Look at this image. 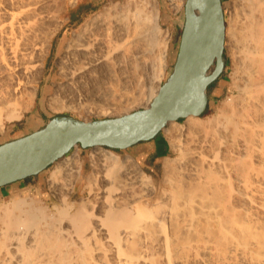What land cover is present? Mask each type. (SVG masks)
I'll list each match as a JSON object with an SVG mask.
<instances>
[{
	"label": "bare ground",
	"instance_id": "bare-ground-1",
	"mask_svg": "<svg viewBox=\"0 0 264 264\" xmlns=\"http://www.w3.org/2000/svg\"><path fill=\"white\" fill-rule=\"evenodd\" d=\"M78 2L0 0V131L5 120L36 108L54 40ZM138 2L105 4L62 36L42 108L102 106L125 96L141 67L152 72L149 107L162 86L170 35L158 29L159 3L149 0L145 10ZM234 3L236 20L225 33L233 93L211 118H202L204 111L167 124L180 134L172 142L181 156L164 160L161 180L134 157L101 146L93 150L99 158H91V176L83 164L56 163L49 189L63 206L56 213L17 195L4 204L0 264H264V0ZM79 179L92 198L74 204Z\"/></svg>",
	"mask_w": 264,
	"mask_h": 264
},
{
	"label": "water",
	"instance_id": "water-1",
	"mask_svg": "<svg viewBox=\"0 0 264 264\" xmlns=\"http://www.w3.org/2000/svg\"><path fill=\"white\" fill-rule=\"evenodd\" d=\"M225 33L222 0H186L173 70L149 107L90 121L59 114L28 134L1 143L0 187L38 175L77 145L128 149L153 140L171 120L203 113L209 86L226 67Z\"/></svg>",
	"mask_w": 264,
	"mask_h": 264
},
{
	"label": "rangeland",
	"instance_id": "rangeland-1",
	"mask_svg": "<svg viewBox=\"0 0 264 264\" xmlns=\"http://www.w3.org/2000/svg\"><path fill=\"white\" fill-rule=\"evenodd\" d=\"M138 1H139L138 4L142 2L141 3L142 8H144L145 10H148V9L150 10L152 8L150 3H148L149 0L147 1L145 0L144 3H143V0L142 1L138 0ZM150 1H157V4L159 3L158 5L161 4L160 6H158L160 9V14H159V19H158V29L162 31L163 33L166 31L165 33L166 34L168 33L170 35L169 49H168V56H167L168 60L166 63V67L160 72H158L160 74V76L158 75V82H159V85H162L164 81L167 79V77L169 76V74L172 72L173 66L176 61L177 54L179 51L181 33H182V29H183L184 22H185V12H184L185 0H179V2L182 3V7L179 8L178 11H176L174 5L172 7L171 0H150ZM124 2L125 0H106L105 2L99 4L98 6H95L92 4H88V5L87 4H83V5L76 4L74 7L69 6L67 8L65 16L70 17V20L67 23L66 27L58 34V36L54 40V47H53L54 50L51 56H49L48 61H47V66H48L47 67L48 71L46 72L47 76H45L40 86L41 89L39 92V96L37 98V103L35 105L36 108H34V110L32 109L33 112L32 111L25 112L23 117L19 120H16V121L5 120L4 128L2 131H0V144L5 141L15 139L17 137L28 134L42 127L43 125H45V123L47 122L49 118L55 115L68 114V115H72L74 117H77L83 120L84 119H97V118H105V117H116L120 114H123L126 111L132 112V111L147 107L145 106V104L147 102L148 97H150L151 89L149 88L150 84L148 82V79H146V77H147V73H152V72L151 70L149 72L148 70L142 67L137 73H135V76L133 77L134 81L130 82L127 88L125 89V92H124L125 96H122L123 98L122 97L113 98L111 99L112 102L111 100L108 102L109 104L106 103L99 107L93 106L94 108L92 107L90 109L77 108V107L75 108L74 107L73 108H68V107L62 108L61 107L59 109H53V108H50L47 104L45 105L44 108H42L40 104L43 102L41 97L42 96L44 97L45 95L43 88L45 89L46 86L49 84V76L52 73L55 51L60 41L62 40V36L64 38L67 34L77 29L89 16L102 10L103 6H106L105 4L107 5L111 3L122 4ZM222 2H223L225 18H226V29L233 28L234 22H235L234 20H236V15H237V14L234 15V13H237L238 5L234 3L235 0H222ZM145 4L146 5L149 4V7L148 5L146 7ZM234 5H237V6L235 7ZM72 9L73 10L75 9V10L73 11ZM234 16L235 18H233ZM72 26H73V29H69ZM63 33L64 35H62ZM157 37L161 39L160 32L157 33ZM225 42H226L225 43L226 67H225L224 72L220 75V77L217 80H215L213 83H211L209 86V89H208L209 103H208V106L205 112L201 115V117L204 119L209 118V117L211 118L213 117V115H217L218 109L221 106H226L228 97L231 96V94L233 93L232 75H233L234 66H235L234 59L232 56L233 46L228 36L226 37ZM153 56L152 58L156 60L155 57L157 55L153 54ZM50 59H53V60H50ZM154 59H152V61H154ZM49 94L50 92L48 93V95ZM177 122L180 124H185L186 118H180L178 119ZM174 129L177 130L175 126L167 125L157 135V139L153 141L151 140V141L140 142L139 144L141 146L144 145L145 147L143 148H145L146 151L150 150V148H155V153H151L147 157H144L145 156L144 154L143 156L144 158H141L140 156H137V155H133L130 149L111 148L109 152L105 149L103 151L108 154L114 153L116 155L121 156L122 158H125L127 155L134 157V159L140 163V166H143L145 171L148 174L153 175L154 179L158 181V180H161V177L164 174V160L167 157L168 158H175V157L178 158L181 156L178 148H176V146L174 147L177 141L172 142L173 140L180 139L179 138L180 134L178 130L174 131ZM170 131L172 132L170 133ZM176 135L178 137L177 139H175ZM77 146L80 148L81 155H82L84 175H86L87 177L91 176L93 171L94 170L96 171L97 169L96 167L95 168L92 167V164H91V158L94 161L95 160L98 161L99 154L93 151L97 147L86 148L84 149V151H82V147L80 145H77ZM59 162L60 161L58 160V162H55L54 164L50 165L47 169H45L38 175H34L35 177L31 176L21 181L11 183L10 185L6 187L0 188L1 192L3 193L0 195V209L2 208L4 204L9 203L13 199V197L17 195L16 197H23V196H26L28 198L33 197L38 202H40V204H42L44 207L48 208L49 206L50 210L52 209L54 212L58 213V207L63 206L62 198L57 199L56 197H53L50 194L49 181L52 179L53 171L56 169L55 167L56 163H59ZM80 184L81 183L79 179L72 197L69 198V202L76 204L77 201H80L81 199L92 198L87 191L88 188L84 189L85 184L84 183H82L81 185ZM73 201H75L76 203Z\"/></svg>",
	"mask_w": 264,
	"mask_h": 264
},
{
	"label": "crops",
	"instance_id": "crops-1",
	"mask_svg": "<svg viewBox=\"0 0 264 264\" xmlns=\"http://www.w3.org/2000/svg\"><path fill=\"white\" fill-rule=\"evenodd\" d=\"M91 1V2H90ZM98 0H79V2L77 3V4H80V5H83V4H92V5H95V6H98L99 4H101V3H103V0H99L98 2H97ZM106 0H104V2H105ZM161 5V4H160ZM155 139H157V136H156V138H154L153 140H155ZM152 140V141H153ZM151 141V140H150ZM140 143V142H139ZM136 144V145H134V146H132V147H130V148H128V149H130V151H131V153L133 154V155H137V156H140L141 158H144V157H147V156H149L151 153H155V148H150V150H147L146 151V149L145 148H143V147H145L144 145H140V144ZM149 143V142H148ZM82 151H84V148H82ZM144 154H145V156H144ZM144 156V157H143ZM35 177V176H34ZM19 181H21V180H19ZM16 182H18V181H16ZM13 183H15V182H13ZM11 184V183H10ZM10 184H7V185H5V186H2V187H6V186H8V185H10ZM2 187H0V188H2ZM1 194H3L2 192H1V189H0V195Z\"/></svg>",
	"mask_w": 264,
	"mask_h": 264
},
{
	"label": "built area",
	"instance_id": "built-area-1",
	"mask_svg": "<svg viewBox=\"0 0 264 264\" xmlns=\"http://www.w3.org/2000/svg\"><path fill=\"white\" fill-rule=\"evenodd\" d=\"M101 148L110 151L111 148L110 147H106V146H101ZM63 167L67 168H76L79 167L80 165H82V155H81V151L80 148L74 147L71 149V151L69 153H67L64 157H62L59 160Z\"/></svg>",
	"mask_w": 264,
	"mask_h": 264
}]
</instances>
